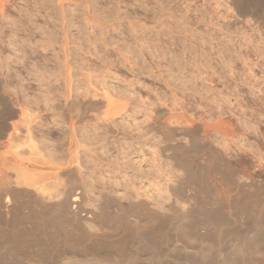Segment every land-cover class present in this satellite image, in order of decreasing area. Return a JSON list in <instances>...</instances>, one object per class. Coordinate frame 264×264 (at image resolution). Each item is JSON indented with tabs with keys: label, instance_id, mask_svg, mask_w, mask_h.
Masks as SVG:
<instances>
[{
	"label": "rangeland",
	"instance_id": "obj_1",
	"mask_svg": "<svg viewBox=\"0 0 264 264\" xmlns=\"http://www.w3.org/2000/svg\"><path fill=\"white\" fill-rule=\"evenodd\" d=\"M6 1L0 264H264L262 8Z\"/></svg>",
	"mask_w": 264,
	"mask_h": 264
},
{
	"label": "bare ground",
	"instance_id": "obj_2",
	"mask_svg": "<svg viewBox=\"0 0 264 264\" xmlns=\"http://www.w3.org/2000/svg\"><path fill=\"white\" fill-rule=\"evenodd\" d=\"M63 1L64 0H57V3H58V5H60V6H62V4H63ZM236 3V4H235ZM235 5L237 6V8H238V10H239V12H241V14L242 15H246V14H248L250 11H254V12H259V9H260V7L262 8V10L264 11V1L261 3V0H235ZM13 6V5H12ZM12 6H10V4L8 3V1H6V0H0V16L2 17V18H7L8 19V17H10V12H9V10H10V7H12ZM255 14V13H254ZM253 14V15H254ZM251 15V14H250ZM252 15V16H253ZM261 17H263V16H261ZM142 45V44H141ZM187 49V48H186ZM204 51V50H203ZM205 52V51H204ZM220 59V58H219ZM223 60V59H222ZM208 63V62H207ZM197 70H199L198 68H197ZM4 96V95H3ZM4 98H5V96H4ZM8 100V99H7ZM11 100V99H10ZM13 101V100H12ZM13 105V104H12ZM161 105V104H160ZM159 105V106H160ZM177 108V107H176ZM160 109V108H159ZM161 110V109H160ZM168 110V109H167ZM170 110V109H169ZM161 112V111H160ZM164 112V111H163ZM180 112V111H179ZM174 113V112H173ZM172 116V115H171ZM6 117V116H5ZM176 118V117H175ZM196 118H198V117H196ZM183 119V118H182ZM202 119V118H201ZM205 119V118H204ZM221 119V118H220ZM220 119H218V120H220ZM180 121V120H179ZM221 121V120H220ZM3 122H4V120H3V114H2V117H0V123L1 124H3ZM6 122V121H5ZM4 122V124H6ZM13 122V121H12ZM185 122V121H184ZM187 122L189 123V125L192 127V128H194V129H208L207 127H205V126H203V127H201V126H198L197 128H196V126H194V122L191 120V119H189V118H187ZM217 122H219V121H217ZM223 123V122H222ZM11 124V123H10ZM9 124V125H10ZM160 124V123H159ZM162 124L164 125V127L166 128H168V129H174L173 131H175L176 129H179L178 127H175L174 125L175 124H171V121L169 120H165V121H162ZM181 124V123H180ZM224 124V123H223ZM199 125V124H198ZM221 128V127H220ZM201 131V130H200ZM12 135V134H11ZM12 138V137H11ZM5 143V142H4ZM72 169V168H71ZM20 171H18V175L19 174H21L22 172H20ZM23 174V173H22ZM58 175H60V174H58ZM61 176V175H60ZM5 177V176H4ZM19 177V176H18ZM27 177V176H26ZM59 177V176H58ZM7 178V177H6ZM6 178H0V180H1V183L5 186V188L6 187H10L9 185H10V181L11 180H9L8 178L6 179ZM10 178V177H9ZM20 178V177H19ZM23 178V177H22ZM28 178H30L29 176H28ZM26 179V178H25ZM31 179V178H30ZM26 180H28V179H26ZM32 180V179H31ZM29 181V180H28ZM28 181H26L27 183H29ZM33 182V181H32ZM34 184V183H33ZM30 185H32V184H30ZM36 186H35V184H34V188H35ZM37 188V187H36ZM7 189V188H6ZM10 188H8V190H9ZM41 189V188H40ZM39 189V190H40ZM11 191V190H10ZM38 191V190H37ZM12 192V191H11ZM39 194V193H38ZM78 194V193H77ZM36 195V194H35ZM71 197V196H70ZM78 199H80V196H78V195H74V197L72 198V202L73 203H76V202H78ZM71 200V199H70ZM8 202V201H7ZM3 204L5 203V202H2ZM7 205H8V203H7ZM74 206H76L75 204H74ZM6 208V207H5ZM75 212V211H74ZM77 214V213H76Z\"/></svg>",
	"mask_w": 264,
	"mask_h": 264
}]
</instances>
